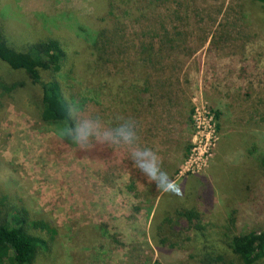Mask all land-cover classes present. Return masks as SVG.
Wrapping results in <instances>:
<instances>
[{"label":"rangeland","instance_id":"374dc122","mask_svg":"<svg viewBox=\"0 0 264 264\" xmlns=\"http://www.w3.org/2000/svg\"><path fill=\"white\" fill-rule=\"evenodd\" d=\"M104 2L0 0V18L13 46L49 32L69 41V74L59 76L68 96L105 122L133 118L169 176L177 167L174 187L159 192L124 150L81 151L58 136L39 118L40 88L1 62L0 81L24 86L0 91V194L57 230L50 236L31 227L47 247L31 264H199L211 247L238 264L228 238L264 229V168L245 151L260 134L264 150V5L162 0L156 15L124 21L113 63L95 67L83 29H95ZM154 22L174 40L161 51V69L126 59L136 52L130 39L146 43L144 26ZM148 75L159 83L152 95L136 96L134 85ZM210 109L222 112L217 121ZM183 208L196 209L200 221L175 219ZM157 226L164 245L155 244Z\"/></svg>","mask_w":264,"mask_h":264},{"label":"trees","instance_id":"16d2710c","mask_svg":"<svg viewBox=\"0 0 264 264\" xmlns=\"http://www.w3.org/2000/svg\"><path fill=\"white\" fill-rule=\"evenodd\" d=\"M130 1L105 0V10L96 18L95 29L90 31L83 29L85 46L90 55L93 56L91 66L95 64L96 67L97 63H113L112 59L115 57L116 51L123 45L118 44V41L125 40L124 21L140 22L143 16L156 15L158 7L162 3V0H144V5L133 6L134 3H129ZM254 1L264 5V0ZM121 26L123 30L120 28ZM144 30L146 34L150 35L148 41L137 43L135 38L130 39L132 46L136 48V52L133 55L134 58L127 56L126 59H131L133 63H138L140 60L142 63L161 69V51L165 47L172 49L174 40L167 36L168 32L164 25L158 28L155 27L154 22L146 24ZM67 45H70V42L66 41L62 35L49 32L48 35L46 34L19 47L13 46L6 40V26L0 18V63L2 62L9 71L22 73L32 85H37L40 88L41 109L39 118L43 123L49 125L58 136H60V129L68 123V106L70 104L76 105L73 97L68 96L59 77L60 74L68 72L65 70L70 58L66 51ZM156 77L158 76L148 75V77H144L141 86L137 82L134 85L138 93L136 96L146 97L149 92L152 95L151 88L153 89L155 82L159 83ZM149 81L151 84H146ZM23 84L22 80L0 81V91L3 96L9 95L18 87L24 86ZM210 111L213 113L214 120L217 121L222 112L219 109H210ZM262 136L263 134H260V138L256 140L249 139L250 145H247L245 151L264 168V150L261 149L260 142ZM64 139L70 141L67 138ZM176 173L177 167L175 166L170 175L171 180H173L172 175ZM159 192L156 194L158 195ZM174 213L175 219L183 217L188 223L194 221L198 223L201 219L200 213L192 208L177 209ZM31 227L39 228L50 236H54L57 232L50 221L45 218L30 219L23 206L12 204L8 195L0 194V264H31L38 255V251L47 248L46 241L40 243L30 231ZM161 227L157 226L160 232L155 241L157 246L164 245ZM226 245L238 260V264H264V229H251L230 236ZM198 262L199 264H234L233 261L226 263L224 256L212 247L211 250L202 252L198 257Z\"/></svg>","mask_w":264,"mask_h":264},{"label":"clouds","instance_id":"9594fccd","mask_svg":"<svg viewBox=\"0 0 264 264\" xmlns=\"http://www.w3.org/2000/svg\"><path fill=\"white\" fill-rule=\"evenodd\" d=\"M68 123L59 134L71 140L81 151H90L97 144L113 151L124 150L134 166L162 191H169L174 182L163 169V158L158 151L143 145L136 121L131 117H116L105 122L98 115L85 114L75 104L67 108Z\"/></svg>","mask_w":264,"mask_h":264},{"label":"built area","instance_id":"2783aa9c","mask_svg":"<svg viewBox=\"0 0 264 264\" xmlns=\"http://www.w3.org/2000/svg\"><path fill=\"white\" fill-rule=\"evenodd\" d=\"M210 115V118H212L213 117V113L211 112V114H209ZM212 116V117H211Z\"/></svg>","mask_w":264,"mask_h":264}]
</instances>
